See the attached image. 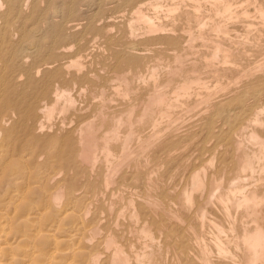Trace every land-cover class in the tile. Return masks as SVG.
<instances>
[{"label":"bare ground","instance_id":"obj_1","mask_svg":"<svg viewBox=\"0 0 264 264\" xmlns=\"http://www.w3.org/2000/svg\"><path fill=\"white\" fill-rule=\"evenodd\" d=\"M29 1L32 4L30 3L31 6L27 9V3L29 2L25 3L24 0H0V253L8 251L7 247H9L8 245H11L8 242L9 234L13 229L22 227L21 221H23V219H27V223L30 222V224L34 226L35 229L38 228L37 231H39L37 233L42 234L44 231L42 226H45L44 223L41 224V220L43 219L42 216L45 213L50 212L52 214L50 216L54 218L53 220L55 226L59 228V221H61L63 217L59 221L56 219H59L58 217H61L62 215L66 216L68 212H71L75 220V226L77 227V235H73L76 234L73 230L74 232L72 234L68 232V234H71L67 236L68 239L53 235L50 237L52 243L57 244L53 247L54 250L56 249L57 251H65L53 257L55 260H57V264H160L159 256L165 251H174L175 253V255L170 259V264H184L183 260L188 263V261L193 259L191 258V250L189 248L188 250L187 248H184V243L187 241L185 238L188 232L184 234L185 231H182V228L184 227L183 224H185L183 221L185 222L186 219L189 218V220H187L189 221V223H187L188 228L193 231L195 240L199 245V250L197 253L201 256H198L197 258H199V260L201 259L202 261L200 260V262L203 264H214L210 255L212 254L211 250L213 249L211 248L210 242L207 238L208 236H205L206 227L213 225L220 233L226 232L225 228L227 227H224L222 221L220 223L217 220L219 217L217 218L215 215L214 217L216 219L212 218L209 220L208 215L211 213L206 210L208 206L206 209L200 205L195 206L194 202L197 198L196 196L202 195L203 197L206 189H208L207 197L205 196L206 204L213 207L214 203H218L222 212L229 220V229H227L233 236H231L233 240L228 239L227 243L225 244L223 240L218 237V234L216 235V233H214L218 237L216 242H214V247L221 256L220 260L224 264H236L237 259L241 264H264V106H261L255 110L252 108L253 111H251L250 114L249 112L243 111L247 113V115L244 114L245 116L242 114L243 117L240 116L241 113L239 115L235 114V124L233 123V127L230 128V130L225 128L227 132L225 130L223 131L224 127L222 126L223 132L221 129L219 132H216L214 129L217 125L216 120H219L216 119L218 112L227 113L239 108L241 104L240 102L242 101L241 96H244V94L240 97H237L239 96L237 95V99L235 97L230 100L229 98L234 95L232 94L226 99L223 98L217 102L211 103L210 107L212 108V111L216 112V115L214 113H210L199 120V122L201 121V131L200 135L197 136L199 140L204 139L207 141L209 135L210 137L212 135L218 136L216 133H220L221 131L222 134H219L221 147L218 145L220 149L216 147L214 151H211V153L209 152L210 156H207V158H209H206L208 165L210 166V170H207L204 165H201L204 162L203 158H201L202 156L200 157L203 161L202 163L200 161L201 166L198 168L195 164V169L193 172V169L191 170L190 168V171L192 172L190 178V187L188 188L189 184H187V187L185 186L186 188H184V185H182L183 189L178 193V195H176L177 197H175L177 198V202L179 204V209L177 210H173L174 208L172 209V201L166 203L167 201L165 202L162 200V197L160 196L161 194L159 195V193H162V180H155V177H162L161 172L158 168H156V165H159L162 159L160 158L154 166L150 165L149 167H143L141 165L142 170H140L141 163L138 161V157H144L146 155L147 148L150 147L151 144L153 145V143H156V146L160 147L161 149H168L167 151L174 150V152H178L181 150V143L183 141H188L192 132L186 131V133L183 135H178V137L175 136V140H173L175 142L162 140V138L159 137L160 134L158 132L166 130V134L171 136V130H182L183 126L180 128L181 124H183L186 119L183 121V118L181 121V118L188 115L191 118L189 121H191L193 116L197 114L198 116H201L202 112H205L207 109L200 112V115L199 113H194L193 110H195L196 106H200V104L210 103L211 96L214 93H217L220 90L222 91L226 88L232 90V93L238 92L237 89H233V85H231L233 83L232 79H238L242 75L244 77V73L247 71L243 68L244 66H241V62L238 58L246 55L247 53H252L248 52V49H246L248 46L245 47V45H243L244 42H240L243 46L238 42L241 39L243 40V38L239 37L241 39L238 38L239 40L237 41L235 39L237 37L230 33L231 26L228 24L215 22L214 17L212 18V21L211 17H209V12H207L209 15L208 17L210 18L209 22H207L209 19H205L207 21H205L204 18L203 20H199V14H202L203 11V6L201 4V1L203 0H199L200 3L192 0L195 3L192 2V5L190 6H188V4V8L187 6L182 7V0H178L180 2L174 0L176 2H171L170 4H165L167 1L164 3L162 0H154L141 4V0H138L133 5L130 4L131 0H126V6L124 5V7L129 5L131 6V17H126L127 19L130 18L128 21L129 25L127 26L129 29L128 32L131 34V36L133 37V35L136 34V30H138V28L140 29L139 26H142V32L144 30L143 34L148 38L147 42H151L149 39H154L153 36L158 37V35H160L161 38L164 36L165 41L167 40L170 44V50L172 51L169 53V51H166L167 48H165V59L167 60L165 62L163 56L159 54L161 51L160 50L157 54L161 55L163 60L157 58V60L152 62V64H150L149 61L138 57L140 55L136 56L134 53V57H131L133 58L132 61L129 58L130 70L128 71H130V74H119L117 71H115L117 73L111 74L109 76L108 74L111 72L107 71V73L105 70L104 72L107 73L109 77L106 76L105 79H97L94 78L95 76H90L91 72L86 74V72L83 71L85 69L84 66H88L87 64V66L85 65L83 58L87 56L86 54L90 52L91 48L89 51L87 48L88 52L84 50L87 52L84 56V53L82 52L83 49L79 46V42L77 44H79L78 46L82 49V51L81 49H78L76 51L74 50L73 52L71 51L72 53H65L67 52L65 50L69 51V49H66L67 44L64 43L63 46V42H65V38L67 36L62 35L64 37L66 36L64 38L65 40L62 38L63 42L61 43L62 48H65V52H61L60 49L62 48H60V44H57L60 48L59 49L57 47V49L60 51L56 52L57 49L55 46L57 45L55 44L58 42L57 39L60 37L59 34L61 35L63 30H59L60 33L55 35L49 34L48 30L50 28L47 30L45 29V26H49L50 24H44L45 22L43 20L45 15L44 13L49 7L45 10L41 9L44 6V0L42 1V6L38 5L39 2L37 3V0H34L33 2L31 0ZM98 1L99 0H96V2ZM102 1L103 0H101V3H103ZM248 1L249 0H247V2ZM258 1L256 2V5L252 0V2L256 5L255 12L259 14V18L263 19L264 0ZM82 2L85 3L84 0ZM247 2L246 0L243 2L241 1L239 6H243L244 3ZM52 3L55 5L54 0L51 1V4ZM73 3L75 5L76 2ZM77 3L81 4V1ZM122 3L120 8L123 7ZM205 3L207 8H212L213 12L215 13L220 12V8H223V10H221L223 13L229 11V13H232L233 6L238 5L236 3H239V0H209L208 2L206 0ZM250 3L251 0L247 4ZM61 4L63 5V3ZM208 4L210 5L208 6ZM87 5L90 4L88 3ZM87 5L86 8L89 7H87ZM97 5H99V3ZM99 6L103 7L104 5L101 4ZM52 7L53 6H51L49 11L53 10ZM73 7L74 6H71V8ZM61 8L63 11V7ZM79 8L80 7L77 6L78 10H80ZM244 8L246 9L247 6H244ZM65 9L67 10L66 7ZM75 9L71 10L74 11ZM119 9L117 7L116 12ZM245 9L242 12L240 11L243 13V17H245L244 15H246V17L249 15L248 11ZM59 10H61L60 6ZM73 11H71V13ZM97 11L99 12L100 8ZM103 11L100 12L105 13ZM233 11L237 12L235 9ZM60 12L61 11H59V13ZM53 13L50 15L51 17H54ZM63 13L64 11L62 12V15ZM86 13L89 15V12L86 11ZM117 14H122V11ZM125 14L126 13L124 12L123 17ZM181 15L184 17L186 16L188 20L192 19V17H195L194 19L198 20H195V22H197V29L195 28L197 31H194V29L191 27L192 25H187V28L184 26L185 28L181 29L182 33H177V31L180 30L179 28H181L179 27L181 24L177 26L175 20L177 19L176 21H179L178 17ZM218 15L219 14H216V16ZM235 15L238 16L237 13ZM253 15L250 16V18L252 17L255 19ZM92 16H90V18ZM104 16L106 15H103L102 17ZM201 16L200 18H202ZM114 17L115 19H113L116 20V16ZM229 17H231V14ZM60 18L61 17H59V19ZM108 18L109 16L107 19ZM119 18L121 19L122 16ZM226 18H222V21H224ZM234 18L235 17L232 16V19ZM47 19L48 18H46V20ZM232 19L228 20L232 21ZM57 20L55 19V21ZM74 20H76V18H74ZM188 20H186V23ZM76 21L78 22L79 20L77 19ZM83 21H85V19ZM66 24L68 23L63 25L65 26ZM89 25L87 26L90 27ZM96 25L94 24L95 27ZM107 25L102 26V28L107 27ZM110 25L113 27L112 24ZM110 25L108 27H110ZM115 26L117 25L115 24ZM257 26L258 24L255 25V27ZM42 28L43 33L46 35H42L43 37H40L38 36V33H40L39 30ZM62 28L60 27L58 29ZM104 29L102 30L104 31ZM263 29L264 28L262 27L260 33H262ZM97 30L99 29L96 28V31ZM120 30L122 29L120 28ZM91 31L94 30L91 29ZM91 31H88V34ZM107 31L110 33L109 30ZM244 32L245 31H243L242 34H244ZM84 33L86 34L85 31ZM96 33L97 35L99 34L98 32ZM119 33L121 34V32ZM85 34L82 35L85 37ZM92 35H94L93 32ZM244 35L246 36L247 34ZM244 35L243 37H245ZM263 35L264 34H260L259 36L261 37ZM111 36L113 37V35ZM150 36L152 37L149 38ZM244 39L248 40L247 37ZM107 40L109 39L107 38ZM135 40L137 39L135 38L132 41L130 40V45L132 42H139V40ZM154 40H156V38ZM198 40L201 42L199 46L202 47L200 48H204L203 51L196 47V42ZM244 41L246 43V40ZM74 42H78V40ZM126 43L128 42L126 41ZM126 43H124V45ZM140 43L143 45L149 44H144L143 42ZM253 43L254 42H252V44ZM75 44H72V46H75ZM239 44L243 47V49L238 47ZM86 45H84V47H86ZM133 45L135 44H132V48L136 46ZM162 45L164 44L162 43L161 46ZM259 47L261 48V46ZM105 48L106 47H104V50H106ZM127 48L129 49V46H127ZM147 48H145V52H147ZM116 50L117 49H115V53ZM129 50L134 49L130 48ZM149 50L156 52V50H152V48ZM91 51L93 53L94 50ZM124 52L125 51H123V53ZM164 52L162 53L164 54ZM254 52L255 50H253V53ZM259 52H261V50ZM125 53L127 54V51ZM198 54H201L202 56H198ZM63 56L66 59H63L64 61H60L58 63V57L61 58ZM251 57L254 56H250V58ZM91 60L93 61V59ZM112 61L115 64V61ZM112 61H110L111 64ZM120 61L121 59L119 62ZM161 61H163V63ZM56 62L58 64H56ZM216 62H218L219 65L216 64ZM91 63L93 64V62ZM125 63L127 62L125 61L124 64ZM88 64L91 65L90 63ZM124 64L122 65L123 67H125ZM101 66L102 65H100V67ZM89 67L90 66H88L87 69H89ZM97 67H99L98 64ZM210 67H212V70H210L211 79L212 77L215 79L212 85L206 84L203 78L206 74L203 77L202 75L204 73L201 74L202 69ZM262 67L264 68V64H262ZM161 69H163L161 74L162 79L157 80L159 79L158 74L161 72ZM143 70H146L147 75L142 74ZM97 72L94 73L97 74ZM249 75H251L250 72ZM136 78L143 79L142 81L147 79V84L144 86L147 88L148 95H143L147 96L146 98H137L138 100L133 101L134 99L132 100V96L137 95L140 87V85L136 86L135 84ZM208 80L210 79L208 78ZM140 83L141 81L138 84ZM235 85H238V82L237 84L235 83ZM255 88L253 91L257 90H255ZM109 89H113L114 92L112 94H108V91H110ZM241 89H243V87ZM88 90L91 91V94H95L98 103L96 106L97 110H95L97 111V114H94L93 116L91 113L90 115L88 114L91 104L89 105L88 102L85 104L84 102L83 104L82 102L80 103V100H85V92ZM145 91H143V93ZM257 91H259V89ZM240 92L242 93L243 91ZM116 96L120 97L123 102H114ZM247 96L248 95H246L245 98H247ZM256 104L258 105V103ZM192 105H195V107H192ZM153 114L159 115V118H155V120ZM150 117H152V120ZM154 120L155 123L158 121H160L161 124L165 123L164 128L161 131H153V128L151 134L143 137L140 133L143 132V129ZM230 123L227 122L225 124L230 125ZM222 125H224V122ZM155 126L159 129L156 124ZM139 127L142 129H139ZM194 135H196V133H194ZM135 139H138V142L136 146H133L132 142ZM209 143H211V141ZM178 145L179 147L177 148ZM204 149L205 146L202 148V151H204ZM207 149H205V154ZM209 149H211V147ZM202 153L204 154V152ZM194 154L195 153L191 155ZM191 158L193 157L191 156ZM188 160L190 161L191 159ZM185 162L187 163V161ZM194 163L195 162L193 161V164ZM71 165L76 171H73L71 174L62 171L64 166L69 168ZM97 166H100L101 168L98 171H96ZM162 167L164 166L162 165L161 168ZM173 168L175 169L176 167ZM33 169H35V172H32ZM65 170L67 171V169ZM188 171L189 170H187V173ZM86 175L90 178L92 175H95V180H97L99 183V188H97V191L94 190L95 188L89 190L90 188L87 187V185H92L89 178L86 177L85 179H79L80 177H85ZM170 179L172 180L171 177ZM187 182H189L188 179ZM85 186L87 189L89 188V191H87V189L83 190ZM112 187V196L110 195L111 198L108 199L107 196H109L108 194ZM152 187L157 193L156 196L151 194V192L144 194L145 188H148L149 190ZM178 188L179 187H177V189ZM123 192L126 194H123ZM168 192H170V190ZM106 198L108 199L107 202L105 201L107 203L106 206H100L97 203V201H103V199L105 200ZM192 211L193 213L191 215ZM151 213L155 214V216L158 214V216L167 219L171 226H169V224L167 227L165 224L154 225L151 217H149ZM153 216L154 215H152V217ZM239 216H242V219L240 220L241 222H238ZM245 217H247V220L244 219ZM47 226H49V224ZM52 226L54 225L52 224ZM179 228L182 229V232ZM51 229L53 230L54 227ZM48 230H50V228ZM57 230L54 229V231ZM164 233L165 237L162 236ZM32 234L35 233L32 232ZM35 236L36 235H34V238ZM182 236H184L183 238L185 241L182 239ZM226 236H228V234H226ZM20 237H23V234L18 238ZM25 237L28 238V235ZM34 243H31L30 240V244H33L34 246ZM64 243H66V248L62 250L61 245ZM33 248L35 250V247ZM34 250L31 249L30 251L34 253ZM240 251L243 254L241 259L239 258ZM32 252L31 256L33 254ZM35 253L37 254L36 251ZM49 255L51 254H48L47 257L50 261ZM46 262V264H50V262L48 263V260Z\"/></svg>","mask_w":264,"mask_h":264},{"label":"rangeland","instance_id":"obj_2","mask_svg":"<svg viewBox=\"0 0 264 264\" xmlns=\"http://www.w3.org/2000/svg\"><path fill=\"white\" fill-rule=\"evenodd\" d=\"M23 1V0H22ZM32 2L34 1V0H31ZM43 0H37V3H38V5L39 6H42L41 4L44 2V6H43V8H41L42 10H45V9H47L48 7V10L44 13L45 15H44V18H43V20H44V24H46V25H48V23L51 25H49V26H45V29H49L48 30V33L49 34H53V35H55V34H58V33H60V31L61 30H63V32L61 33V35L59 34V36L61 37H59L58 39H57V41L58 42H56V44L55 45H59L60 46V48H62V40L64 39L65 40V42H63V46H64V43L65 44H67V48L66 49H69V51L68 50H65V48H62V49H60L59 48V46L57 45V46H55L56 47V49H57V47L61 50V52L63 53V52H65V51H67V52H65V53H72L74 50L76 51V50H78V49H83V51H82V49H81V51L84 53V56H85V54L89 51V49H90V52H88L86 55L87 56H85L84 58H83V60L85 61V65L87 64L88 66H90L89 67V69H87L88 68V66L87 67H85L84 66V72H86V74H89L90 72V76H92V77H94V78H99V79H105L106 78V76L107 77H109L111 74H114V73H119V74H130V71H128V70H130L129 69V63H130V59H131V61H132V59L133 58H131V57H134L133 55H135L136 54V56L137 55H140V56H138V57H141V58H143L144 60H147V61H149V63L150 64H152V62H154L155 60H157V58H160V59H162V57H161V55L163 56V59H164V61L166 62L167 60L165 59V55H166V51L168 52L169 51V53L172 51V50H170V48H171V46H169L170 44L168 43V41L166 42L165 41V38H164V36H163V38H161V36L160 35H158V37L157 36H153V38L155 39L156 38V40H158V41H156V40H154V39H149L151 42H147L148 41V38L143 34L144 33V30H143V32H142V29H143V27L142 26H139L140 27V29L138 28V30H140V31H138V30H136V34H137V36H136V34L135 35H133V37L131 36V34L128 32L129 31V29H128V26L127 25H129V19H127L128 17H131V15H130V13H131V6L129 5V6H127V7H124V5H125V1L126 0H103L102 2L103 3H101V0H99L98 2H96V0H90V2H89V0L87 1V0H84L85 1V3H86V5L89 3L90 5H87V7L88 8H86V5H85V3L84 2H82L83 0H66V1H64V0H54V2H55V5H53V3L51 4V1L52 0H44L43 2H42ZM62 1H64V2H62ZM81 1V4L80 3H77V2H80ZM104 1H105V3H104ZM109 2V3H107V2ZM138 0H131V5H133V4H135L136 2H137ZM140 1V0H139ZM142 1H145V2H142ZM150 1H154V0H141V4H144V3H147V2H150ZM165 4H170L171 2H176V1H174V0H162ZM178 1V0H177ZM181 1V0H180ZM180 1H178V2H180ZM193 1H196L197 3H200V1L199 0H193ZM192 0L190 1V0H182V2H181V4H182V7H184V6H187L188 4V6H190V5H192L191 3L193 2ZM209 0H207V2H208ZM243 2V1H245V0H239V3H236V4H238V5H235V6H233V8H232V13H229V12H226V13H223L221 10H223V8H220L219 10H220V12L222 13H220V12H218V13H215V12H213V9L212 8H207V5H206V0L204 1H201V4H202V6H203V8H202V14H199V20H203V18H204V20L205 19H209L208 21L207 20H205V21H207V22H209L210 21V18L209 17H211V20L213 21V17H214V21L215 22H219V23H223V24H228V25H230L231 26V30H230V33L232 34V35H235V37H237V38H235L237 41L239 40V39H241V38H243V40L241 39V40H239L238 42L240 43H243V45H245V47L246 46H248V47H246V49H248V52H252V53H247V54H249V55H244V56H241V57H239L238 59L240 60V62H241V66H244L243 68L245 69V70H247V71H245V73H244V77H243V75L240 77V78H238V79H232L233 80V83L231 84V85H233V89L234 88H236L237 89V93H232L231 91L232 90H229L228 88H226V89H223L222 91L220 90L219 92H217V93H214L212 96H211V102L210 103H208V104H200V106L198 105V107L196 106L195 107V105H192V107H195V110H193V112L194 113H199V115L201 114L200 112H202V111H205L206 109L208 110H206L205 112H202V114H201V116H198V114L197 115H195V116H193L192 117V120L191 121H189L191 118H190V116H188V115H184L185 117H182L181 118V121H182V119H183V121H184V123L183 124H181V127L180 128H182V126H183V129L182 130H180L179 129V131H177V130H171L172 132V134H171V136H168L166 133H167V131L165 130H162L163 128H164V126H165V123H163V124H161L160 123V121H158L157 123H155V120L156 119H158L159 118V115H157V114H153V117H154V121H152L148 126H146L143 130V132H139L140 134H142V136L143 137H145V136H147V135H149V134H151V132H152V130H153V128H154V130L153 131H158V130H162L161 132H158L159 134H160V138H162V140H164V141H173V140H175V136L176 137H178V135H183V134H185L186 133V131H190V132H192V134H191V136H190V139L188 140V141H183L182 143H181V150H179L178 152H174V150L173 151H167L168 149H166V148H163V149H161L160 147H158V146H156V143H153V145L151 146L150 145V147H148L147 148V150H146V155L144 156V157H138V161L141 163L140 164V166L142 165L143 167H145V166H147V167H149L150 165L151 166H154L155 164H156V162L157 161H159V159L161 158L162 159V163L160 164L159 163V165H156L157 167L156 168H158L159 169V171L161 172V176L162 177H164V178H162V177H158V176H156L155 177V180H162V193H159V195L162 197V200H164L166 203H168L169 201H172L171 203H172V209L173 210H177V209H179V204H178V202H177V198H175V197H177L176 195H178V193L183 189V186L182 185H184V188H186L187 187V184H189L188 185V188L190 187V181H191V174H192V172L194 171V169H195V164H196V167H198L199 168V166H201V165H204V167L207 169V170H210V166L208 165V161L206 160V158H207V156H210V153H211V151H214V149L216 148V147H218V145L220 146L221 144V140H220V138H219V134L221 135L222 133H221V131H222V128H223V131L225 130L226 132H227V130H230V128H232L233 127V123L235 124V117H236V115H239L240 113H241V115L240 116H242L243 117V115L245 114V115H247V113L246 112H249V114L251 113V111H253V110H255V109H257V108H260L261 106H264V68L262 67V64H264V38H263V36H259L260 34L262 35V34H264V29L262 30V33H260L261 32V29H262V27L264 28V18L263 19H261V18H259L260 16H259V14H257V12H255L256 10H255V6L257 5V1L258 0H256V1H254L253 0V2H255V4L252 2V0H251V3L250 4H247V3H249V1L247 2V0H246V2L247 3H244V5L243 6H239V4H240V2ZM261 1V0H260ZM24 2L25 3H27V2H29V3H27L28 5H27V7H26V4H25V7L28 9V7H30L31 6V2L28 0H24ZM49 2V3H48ZM68 2V3H67ZM71 2V3H70ZM73 2H76L75 3V5H74V3ZM117 2V3H116ZM123 2V3H122ZM259 2V1H258ZM31 3V4H30ZM48 3V4H47ZM58 3V4H57ZM61 3H63V5L61 4ZM84 3V4H83ZM92 3V4H91ZM99 3V5H104L103 7L102 6H99V5H97ZM121 3H122V6L123 7H121L120 8V6H121ZM185 3V4H184ZM193 3H195V2H193ZM210 3V2H209ZM253 3V4H252ZM53 6L52 8H53V10H50L49 11V9H51V6ZM62 6H61V5ZM66 4H67V6H66ZM78 4V5H77ZM108 6H107V5ZM205 4V5H204ZM252 4V5H251ZM70 5V6H69ZM79 5H81L82 6V8H81V6H79ZM113 5V6H112ZM115 5V6H114ZM210 4H208V6H209ZM249 5V6H248ZM47 6V7H46ZM59 6H60V9L61 10H59ZM71 6H74L73 8H71ZM77 6L78 7H80L79 9L80 10H78L77 9ZM91 6V7H90ZM126 6V5H125ZM188 6H187V8H188ZM244 6H247V8L245 9L244 8ZM46 7V8H45ZM61 7H63V11H64V13H63V15H62V8ZM65 7L67 8V10L65 9ZM85 7V8H84ZM101 7H102V9L103 10H105L106 9V7H107V9L105 10V11H103L102 9H101ZM110 7V8H109ZM113 7V8H112ZM117 7H118V11L116 12V10H117ZM243 7V8H242ZM57 8H58V11H57ZM76 8V9H75ZM95 8H96V10H95ZM98 8V9H97ZM99 8H100V11H103V12H105V13H102V12H100V14H99V12L97 11V10H99ZM249 8V9H248ZM56 9V10H55ZM71 9H75L74 11L73 10H71ZM82 9H84V10H82ZM89 9V10H88ZM109 9V10H108ZM190 9H191V7H190ZM206 9V10H205ZM237 10V12L235 11H233V10ZM241 9V10H240ZM243 9V10H242ZM244 9L245 10H247L248 11V16L246 17V15H244L245 17H243V13H241L242 11H244ZM80 11V12H78V11ZM91 10H93V11H91ZM95 10V11H94ZM112 10V11H111ZM55 12V13H53V15H54V17L52 16H50V15H52V13H49V12ZM57 11V12H56ZM59 11H61L60 13H59ZM67 11H69V12H67ZM71 11H73L72 13H71ZM82 11H84V12H82ZM86 11L87 12H89V15H88V13H86ZM108 11V12H107ZM122 11V14H117V13H119V12H121ZM206 13H205V12ZM210 11H211V13H210ZM241 11V12H240ZM255 13H254V12ZM113 12H114V14H113ZM124 12L126 13L125 14V18L123 17V14H124ZM207 12H209L208 14L210 15H208L207 14ZM68 13H70V14H68ZM95 14V16H94V14ZM96 13H98V14H96ZM215 13V14H214ZM229 13V14H228ZM237 13L238 14V16L237 15H235V14ZM253 15V13H254V15H253V17H255V19H253L252 17L250 18V16H252L251 14ZM46 14H48V15H46ZM58 14H60V15H58ZM66 14H68V15H66ZM72 14V15H71ZM83 14H84V16H83ZM85 14H87V15H85ZM106 15V16H104V17H102L103 15ZM109 14V15H108ZM117 14V15H116ZM127 14H129V15H127ZM216 14H219L218 16H216ZM230 14H231V17H229L230 16ZM55 15H57V16H55ZM66 15V17L64 18V16ZM79 15H81V16H79ZM94 16V18H93V16ZM97 15V16H96ZM112 15V16H111ZM118 15H119V17H121L122 16V20L118 17ZM201 15H203V16H201ZM222 15V16H221ZM229 15V16H228ZM240 15H242V16H240ZM75 16V17H74ZM90 16H92L91 18H90ZM100 16H101V18H100ZM109 16V18L107 19V17ZM111 16V17H110ZM114 16H116V20H114L115 19V17ZM200 16L202 17V18H200ZM209 16V17H208ZM224 16V17H223ZM226 16H227V18H226ZM232 16H234L235 18L236 17H238V18H240V19H238V18H236V19H238V20H236L235 18L234 19H232ZM49 17H50V20H49ZM57 17V18H56ZM59 17H61L60 19H62V20H60L59 19ZM85 17V18H84ZM88 17V18H87ZM100 18V19H97V18ZM127 17V18H126ZM206 17H208V18H206ZM216 17V18H215ZM249 17V18H248ZM257 17V18H256ZM46 18H48L47 20H46ZM52 18V19H51ZM54 18V19H53ZM70 20H69V19ZM74 18H76V20L78 19L79 21L77 22L76 20H74ZM89 18H90V20H92V21H90L89 20ZM114 18V19H113ZM119 18V19H118ZM195 17H192V19H190V20H188V18H186V16L184 17V16H179L178 17V20L179 21H176L175 20V23L177 24V26H179L180 24V26L179 27H181V28H179L180 30H178L177 31V33L178 32H181L182 30L181 29H183V28H185L187 25H189V26H191L193 29H194V31H197L196 29H197V22H195V20L196 19H194ZM222 18H226L227 19V21H229V22H227L226 21V19H224V21H222L223 19ZM259 18V19H258ZM55 19L57 20V21H55ZM68 19V20H67ZM85 19V21H83ZM103 20V21H97V20ZM105 19H107V20H105ZM111 19V20H110ZM188 20L187 21V23H186V20ZM218 19H219V21H218ZM228 19H232V21L231 20H228ZM53 20H54V22H55V24H54V22H53ZM71 20H72V23H71ZM82 20V21H81ZM95 20V21H94ZM234 20V21H233ZM64 21H66V22H64ZM70 21V22H69ZM81 21V22H80ZM87 21H88V24H87ZM89 21H90V23H92V24H90L89 23ZM115 21V22H114ZM183 22V24H182V22ZM196 21H198V20H196ZM43 22V21H42ZM51 22H52V24H51ZM97 22V23H96ZM108 22V23H107ZM181 22V23H180ZM193 22V23H192ZM227 22V23H226ZM241 22V23H240ZM243 22V23H242ZM248 22H249V24H251V25H249L248 24ZM252 22V23H251ZM259 22H260V25H259ZM56 23H57V25H56ZM65 23H70L69 25L68 24H66L65 26L63 25V24H65ZM82 23V24H81ZM105 23V24H104ZM123 23V24H122ZM190 23V24H189ZM240 23V24H239ZM53 24H54V26H53ZM81 24V25H80ZM89 25L90 27H88L87 25ZM94 24L96 25V27L94 26ZM108 24V25H107ZM110 24H112L113 25V27L110 25ZM115 24L117 25V26H115ZM243 24V25H242ZM256 24H258V26L257 27H255V25ZM263 24V25H262ZM60 25V26H59ZM63 25V26H62ZM78 25H80V26H78ZM85 25V26H84ZM107 25V27H104V28H102V26H106ZM110 25V27H108ZM252 25H253V28H252ZM262 25V26H261ZM98 26V27H97ZM99 26H100V28H99ZM117 28H115V27ZM185 26V27H184ZM248 26H250V27H248ZM62 28V29H58V28ZM68 27V28H67ZM78 27V28H77ZM94 27V28H93ZM142 27V28H141ZM188 27V26H187ZM186 27V28H187ZM245 27H248V28H245ZM53 28V29H52ZM75 28V29H74ZM77 28V29H76ZM88 28V29H87ZM96 28H98L99 30H97L96 31ZM104 29V31L102 30V29ZM107 28H109V29H107ZM112 28V29H111ZM120 28L122 29V30H120ZM196 28V29H195ZM255 28V29H254ZM259 28H260V30H259ZM67 31H66V30ZM73 29V30H72ZM82 29V30H81ZM84 29V30H83ZM87 29V30H86ZM91 29H93L94 31H91ZM114 29H116V30H114ZM119 29V30H118ZM124 29V30H123ZM242 29H244V30H242ZM43 28L41 29V30H39V32L40 33H38V36H40V37H43L44 35H46V34H44L43 33ZM53 30V31H52ZM56 30V31H55ZM60 30V31H59ZM69 30V31H68ZM103 32H102V31ZM107 30H109L110 31V33L107 31ZM236 30H237V32H236ZM255 30V31H254ZM57 31H59V32H57ZM84 31L86 32V34L84 33ZM88 31H91V32H89V34H88ZM112 31V32H111ZM116 31V32H115ZM238 31H239V33H238ZM243 31H245L244 32V34H247L246 36L244 35V34H242V32ZM42 32V33H41ZM53 32V33H52ZM55 32V33H54ZM65 32V33H64ZM67 32H68V35H67ZM71 32V33H70ZM73 32V33H72ZM78 32V33H77ZM92 32H93V34L94 35H92ZM96 32H98L99 34H100V37H99V34L97 35V33ZM101 32V33H100ZM108 33V35H107V33ZM116 34H115V33ZM119 32H121V34L119 33ZM140 34V36H142V37H140L139 36V34ZM255 32H258V33H255ZM70 33V34H69ZM91 33V34H90ZM125 33H127V34H125ZM182 33V32H181ZM237 33V34H236ZM249 33H250V35H249ZM39 34H41V35H39ZM72 34V35H71ZM73 34H75V35H73ZM77 34V35H76ZM79 34H85L86 36L84 37L83 35L81 36V35H79ZM110 34V35H109ZM123 34V35H122ZM180 34V33H179ZM242 34V35H241ZM43 35V36H42ZM62 35H66L65 37L64 36H62ZM79 35V36H78ZM89 35V36H88ZM96 35V36H95ZM102 35V36H101ZM104 35V36H103ZM111 35H113V37L111 36ZM120 35V36H119ZM125 35H127V36H125ZM146 37H144V36ZM243 35L245 36V37H243ZM250 37H249V36ZM256 37H255V36ZM258 35V36H257ZM92 36V37H91ZM98 36V37H97ZM117 36H118V38H117ZM254 36V37H253ZM74 37V38H73ZM80 37H83V38H78ZM88 37V38H87ZM96 37V38H95ZM104 37H105V39H104ZM124 37V38H123ZM130 37V38H129ZM143 37H144V40H143ZM152 36H150L149 38H151ZM239 37H241V38H239ZM248 38V40L247 39H244V38ZM259 37V38H258ZM63 38V39H62ZM86 38V39H85ZM89 38H92V39H89ZM95 38V39H94ZM103 38V39H102ZM107 38L109 39V40H107ZM116 38V39H115ZM120 38H121V40H120ZM136 38L137 40H135V41H138L139 40V42H132L131 43V45H130V42L132 41V40H134V39ZM139 38V39H138ZM141 38V39H140ZM158 38V39H157ZM239 38V39H238ZM253 38V39H252ZM255 38V39H254ZM85 39V40H84ZM94 39V40H93ZM114 39V40H113ZM123 39V40H122ZM128 39V40H127ZM131 41H130V40ZM145 39H146V41H145ZM164 39V40H163ZM258 39H260V40H258ZM78 40V42H74V41H77ZM90 42H89V41ZM105 40V41H104ZM107 40V41H106ZM111 40V41H110ZM141 40V41H140ZM244 40H246V43H245V41ZM252 41V42H254L253 44H252V42H250V41ZM89 43H88V42ZM93 41V42H92ZM116 41V42H115ZM126 41L128 42V43H126ZM130 41V42H129ZM153 41H155V42H153ZM70 42V43H69ZM73 42V43H72ZM80 42V43H79ZM86 42V43H85ZM103 42V43H102ZM112 42H115V43H112ZM140 42H143L144 44L145 43H149V44H145V45H143L142 43H140ZM198 42V43H197ZM196 42V47H198L200 50H202L203 51V49L202 48H200V47H202V46H199L200 45V41L198 40ZM257 42V43H256ZM258 42H260V43H258ZM74 45L75 43V46L77 45H79L81 48H79V46H78V48H77V46L75 47V46H72V44ZM77 43H79V44H77ZM88 43V44H87ZM96 43H98V44H96ZM112 43V44H111ZM122 43H123V45H122ZM124 43H126L125 45H124ZM138 43V44H137ZM156 43V44H155ZM164 44V45H162L161 46V44ZM240 43V44H241ZM88 46H87V45ZM100 44V45H99ZM114 44H117V45H114ZM132 44H135V45H133V46H135V47H133L132 48ZM160 44V45H159ZM238 45V47L240 48V49H243V45L241 46V45ZM252 44V45H251ZM254 44H256V45H254ZM83 45V46H82ZM84 45H86V47H84ZM100 47H98V46ZM126 46V47H122V46ZM142 45V46H141ZM158 45V46H157ZM71 48H70V47ZM108 46V47H107ZM114 48H113V47ZM117 46V47H116ZM121 46V47H120ZM127 46H129V49L131 48V49H134V50H129L128 48H127ZM156 46V47H155ZM167 46V47H166ZM253 46V47H252ZM255 46H257V47H255ZM259 46H261V48L259 47ZM263 46V47H262ZM69 47V48H68ZM95 47V48H94ZM102 47V48H101ZM104 47H106L105 49L106 50H104ZM149 49H151L152 48V50H156V52L155 51H151V50H149ZM163 47H164V49H163ZM251 47V48H250ZM255 47V48H254ZM87 48H88V51H87ZM94 48V49H93ZM108 48H109V51H108ZM113 48V49H112ZM122 48V49H121ZM138 48V49H137ZM141 49V51H140V49ZM145 48H147L146 49V51L147 52H145ZM158 48V49H157ZM165 48H167V50L165 49ZM197 48V49H198ZM253 48V49H252ZM59 49H57L56 50V52L57 51H60ZM115 49H117L116 50V53H115ZM118 49H119V51H118ZM121 49V50H120ZM196 49V50H197ZM65 50V51H64ZM87 51V52H85V51ZM91 50H94L93 51V53H92V51ZM97 50V51H96ZM99 50V51H98ZM136 50V51H135ZM144 50V51H143ZM158 50V51H157ZM161 50V51H160ZM164 50H166L165 52H164ZM253 50H255V52L253 53ZM261 50V52H259ZM72 51V52H71ZM111 51V52H110ZM114 51V52H113ZM123 51H127V54L124 52L123 53ZM134 51V52H133ZM138 51H139V53H138ZM143 51V52H142ZM149 51H150V53H149ZM159 51H160V53H159ZM197 51H199V50H197ZM202 51H200V52H202ZM258 51V52H257ZM100 52H102V53H100ZM152 52V53H151ZM162 52H164V54L162 53ZM95 53H96V55L97 54H99V55H95ZM110 53V54H109ZM123 53V54H122ZM135 53V54H134ZM141 53V54H140ZM143 53V54H142ZM157 53H159V54H161V55H159V54H157ZM91 54V55H90ZM108 54V55H107ZM128 57H127V56ZM159 55V56H158ZM201 54H198V56H200ZM263 55V56H262ZM90 56H92V57H90ZM104 56H105V58H104ZM111 56H113V57H111ZM115 56V57H114ZM121 56V57H120ZM125 56H126V58H125ZM195 56V55H194ZM202 56V55H201ZM247 56V57H246ZM250 56H254V57H251L250 58ZM87 57V58H86ZM103 57V58H102ZM107 57V58H106ZM110 57V58H109ZM262 57V58H261ZM89 58H90V60H89ZM115 58V59H114ZM117 58V59H116ZM128 58V59H127ZM130 58V59H129ZM258 58H260V59H258ZM58 59H59V61H58V63L60 62V61H64L66 58L63 56V57H58ZM62 59V60H61ZM64 59V60H63ZM91 59H93V61L91 60ZM100 59V60H99ZM101 59H103V60H101ZM106 59H109V60H106ZM121 59V61L119 62V60ZM126 59V60H125ZM162 59V60H163ZM89 60V61H88ZM98 62H96V61ZM112 60H114L115 61V64H114V62L112 61ZM128 63H125L124 64V62L125 61ZM252 60V61H251ZM257 60V61H256ZM95 61V62H94ZM102 61V62H101ZM108 61H109V64H108ZM110 61H112V64H111V62ZM124 61V62H123ZM129 61V62H128ZM255 61H256V64H255ZM258 61H260V62H258ZM263 61V62H262ZM91 62H93V64L91 63ZM100 62V63H99ZM117 62V63H116ZM162 63H163V61H161ZM57 62H56V64H58ZM88 63H90L91 65H89ZM257 63H259V64H257ZM97 64H98V66L99 67H97ZM111 64V65H110ZM124 64V66L125 67H123L122 65ZM127 64V65H126ZM216 64H218V62H216ZM254 64H255V66H254ZM55 65V64H54ZM100 65H102L101 67H100ZM108 65H110V66H108ZM163 65V64H162ZM219 65V64H218ZM252 65V66H251ZM215 66H217V65H215ZM251 66V67H250ZM259 66V67H258ZM104 67H106V68H104ZM114 68V70H113V68ZM117 67V68H116ZM163 67V66H162ZM257 67V68H256ZM92 68V69H91ZM93 68H94V70L95 69H97V70H93ZM101 68V69H100ZM251 68H252V70H251ZM261 68V69H260ZM87 69V70H86ZM108 69V70H107ZM120 69H122V70H120ZM256 69V70H255ZM259 69V70H258ZM86 70V71H85ZM92 70H93V73H92ZM99 70V71H98ZM106 70V71H105ZM210 70H212V67H210V68H206V69H202V73L201 74H203L202 75V77L204 78V81H205V83L206 84H208V85H212L213 83H214V81H215V79L212 77V79H211V71ZM253 70H255V71H253ZM98 71V72H97ZM101 71H103V72H101ZM111 72V73H109L108 75H107V73H105V72ZM114 71V72H113ZM115 71H117V72H115ZM123 71V72H122ZM126 71V72H125ZM162 71H163V69H161V72L158 74V77H159V79H157V80H161L162 79ZM204 71V72H203ZM253 71V72H252ZM261 71V72H260ZM97 72V74H95V73ZM101 74H100V73ZM129 72V73H128ZM248 74H247V73ZM249 72H250V74L251 75H249ZM252 72V73H251ZM263 72V73H262ZM146 73V70H143V72H142V74H144V75H147V73ZM256 73V74H255ZM210 74V75H209ZM101 77H100V76ZM89 76V75H88ZM104 76V77H103ZM207 76V77H206ZM248 78H247V77ZM246 77V78H245ZM208 78L210 79V80H208ZM206 79V80H205ZM240 79V80H239ZM246 79H248V80H246ZM139 80V81H138ZM143 79H137L136 78V80H135V84H136V86H139L140 85V87H139V90H138V93H137V95H135V96H132V100L133 101H136V100H138L137 98H146L147 96H143V95H148V91H147V88H145V86L144 85H146L147 83V79H145L144 81H142ZM236 80V81H235ZM250 80V81H249ZM141 81V83L140 84H138L139 82ZM208 81V82H207ZM213 81V82H212ZM235 81V82H234ZM255 81V82H254ZM137 82V83H136ZM210 82V83H209ZM237 82H238V85H235V83L237 84ZM251 82V83H250ZM240 83V84H239ZM260 84V85H257V84ZM138 84V85H137ZM246 86V87H245ZM243 87V89H241ZM256 87V88H255ZM254 88H255V90L257 89H259V91H253L254 90ZM245 89V90H244ZM262 89V90H261ZM110 91H108V94H112L114 91H113V89H109ZM146 90V91H145ZM225 90V91H224ZM247 90H249V91H247ZM251 90V91H250ZM143 91H145L144 93H143ZM240 91H243L242 93L240 92ZM259 92V93H258ZM253 93V94H252ZM256 93V94H255ZM232 94H234L232 97H230V95H232ZM244 94V96H241V95H243ZM260 94V95H259ZM216 95V96H215ZM227 95V96H226ZM229 95V96H228ZM237 95H239V96H237ZM246 95H248L249 96V98H248V96H247V98H245L246 97ZM253 95V96H252ZM256 95V96H255ZM242 97V101L240 102L241 104H240V107L239 108H236V110H232L231 112H218V115H217V118L216 119H219V120H216L217 121V125L215 126V129H214V131H216V132H219V130L221 129V131H220V133H216L218 136H216V135H212L211 137H210V135H209V138L207 139V141L206 140H204V139H200L199 140V138H198V136L200 135V131H201V129H200V127H201V121L199 122V120H201V118L202 117H205L206 115H208V114H210V113H214L215 115H216V112H214V111H212V108L210 107V105H211V103H213V102H217V101H219V100H221V99H226L227 97H230L229 99L231 100V99H233V98H235V97ZM213 97V98H212ZM220 97V98H219ZM237 97H236V99H237ZM256 97V98H255ZM96 98V96H95V94L93 95V94H91V91L90 90H88V91H86L85 92V100L83 101V100H80V103L82 102V104H83V102H84V104L86 103V102H88L89 103V105L91 104V106H90V108H89V115H90V113L92 114V116L95 114H97V111H95V110H97V98ZM217 98V99H216ZM118 101H117V100ZM236 99H235V101H236ZM252 99V100H251ZM91 100H94V101H91ZM120 100V101H119ZM258 101V102H257ZM263 103H262V102ZM90 102H93V103H90ZM114 102H116V103H122L123 102V100L120 98V97H118V96H116V98H115V100H114ZM256 103H258V105L256 104ZM256 104V105H255ZM253 105H255V106H253ZM210 107V108H209ZM196 108H198V109H196ZM205 108V109H204ZM243 108V109H242ZM245 108V109H244ZM251 108V109H250ZM252 108H253V110H252ZM94 109V110H93ZM250 109V110H249ZM92 110V111H91ZM219 111V110H218ZM243 111H246V112H243ZM205 114V115H204ZM220 114V115H219ZM228 114H229V117H228ZM236 114V115H235ZM243 114V115H242ZM248 114V115H249ZM244 115V116H245ZM197 116V117H196ZM195 117V118H194ZM194 118V119H193ZM230 118V119H229ZM150 119L152 120V117H150ZM227 119H228V121H227ZM194 120V121H193ZM231 121V123H230V121ZM226 121V122H225ZM233 121V122H232ZM196 122V123H195ZM223 122H224V125H222L223 124ZM227 122H229L230 123V125L229 124H225V123H227ZM154 123V124H153ZM160 123V124H159ZM155 124L159 127V129L155 126ZM153 125V126H152ZM155 126V127H154ZM163 126V127H162ZM186 126V127H185ZM198 126V127H197ZM223 126V127H222ZM226 126V127H225ZM161 127V128H160ZM185 127V128H184ZM227 130H226V129ZM139 129H142V128H140L139 127ZM200 129V130H199ZM175 131V132H174ZM222 131V132H223ZM165 132V133H164ZM164 133V134H163ZM194 133H196V135H194ZM214 133V134H215ZM165 135V136H164ZM198 135V136H197ZM214 136V137H213ZM215 136H216V138H215ZM192 137V138H191ZM164 138V139H163ZM213 138V139H212ZM198 139V140H197ZM138 139H135L133 142H132V145L133 146H136L137 145V141ZM211 141V143H209L210 141ZM218 140V141H217ZM220 140V141H219ZM206 143H204V142ZM209 141V142H208ZM217 141V142H216ZM173 142H175V141H173ZM177 143V142H176ZM201 143V144H200ZM216 143V144H215ZM178 144V143H177ZM209 147H208V146ZM199 146V147H198ZM204 146H205V149H207L206 150V154H205V149H204V151H202V148H204ZM206 146H207V148H206ZM157 147V148H156ZM179 147V145L177 146V148ZM184 147V148H183ZM211 147V149H209ZM221 147V146H220ZM220 147H218L219 149H220ZM182 148H183V150H182ZM192 148V149H191ZM189 150H191V151H189ZM193 150V151H192ZM152 151V152H151ZM187 151H189V152H187ZM197 151V152H196ZM187 152V153H186ZM202 152H204V154L202 153ZM210 152V153H209ZM170 153H171V155H170ZM193 153H195L194 155H191V154H193ZM199 155V156H198ZM191 156L193 157V158H191ZM202 156V157H201ZM181 157V158H180ZM203 158V161H202V159L201 158ZM195 158V159H194ZM197 158H200V159H197ZM209 158V157H208ZM207 158V159H208ZM188 159H191L190 161L188 160ZM150 160V161H149ZM175 160V161H174ZM198 160V161H197ZM101 161V160H100ZM173 161H174V163H173ZM185 161H187V163L185 162ZM193 161L195 162L194 164H193ZM200 161H201V165H200ZM207 161V162H206ZM145 162V163H144ZM164 163V164H163ZM192 163V164H191ZM199 163V164H198ZM99 164V163H98ZM97 164V165H98ZM172 164V165H171ZM184 164V165H183ZM191 164V165H190ZM164 166V167H162L161 168V166ZM169 165V166H168ZM72 166V165H71ZM71 166H69V168L67 167V166H64L63 167V169H62V171H64L65 173H69V174H71V173H73V171H76V170H74L75 168L73 167V169H72V167ZM142 166L140 167V170H142ZM171 166V167H170ZM99 167V168H98ZM173 167H176L175 169L173 168ZM179 169H178V168ZM184 168H186V169H184ZM190 168H191V170H192V172L190 171ZM65 169H67V171L65 170ZM101 168H100V166H97L96 167V171H98V170H100ZM162 169V170H161ZM197 169V168H196ZM181 170V171H180ZM187 170H189L188 171V173H187ZM32 171V170H31ZM178 171V172H177ZM183 171V172H182ZM32 172H35V169H33V171ZM190 173V174H189ZM170 174V175H169ZM173 174H174V176H173ZM185 174V175H184ZM94 176V177H93ZM177 176V177H176ZM182 176H183V178H182ZM185 176H187V177H185ZM89 178V180H90V182H91V184L92 185H87V187H89L88 189L89 190H91V189H94V190H96L97 191V188H99V183H98V181L97 180H95L96 179V177H95V175H92V177L90 178L89 176H85V177H80L79 179H85V178ZM170 177L172 178V180L170 179ZM173 177H174V179H173ZM167 178V179H166ZM177 178V179H176ZM181 178H182V180H181ZM185 179V180H184ZM187 179L189 180V182H187ZM169 180V181H168ZM95 181H96V183H95ZM163 181H164V183H163ZM172 181V182H171ZM182 182V183H181ZM184 182H185V184H184ZM93 183H95V184H93ZM168 183H169V185H168ZM172 183V184H171ZM165 184V185H164ZM171 184V185H170ZM175 185H176V187H175ZM94 186V187H93ZM97 186V187H96ZM166 186V187H165ZM186 186V187H185ZM87 187L85 186V188L83 189V190H86L87 189ZM177 187H179L178 189H177ZM182 187V188H181ZM171 188V189H170ZM87 189V191H89ZM144 190V189H143ZM148 188H145V191H144V194H147L148 192L150 193L151 192V194H153L154 196H156V191H155V189H153V187L151 188V189H149L148 191ZM151 190V191H150ZM154 190V191H153ZM167 190V191H166ZM170 190V192L172 193V191H173V193L171 194L170 192H168ZM179 190V191H178ZM207 190L208 189H206V192H205V194L203 195V197H202V195H197L196 197V200H195V206L196 205H200V206H202V207H204L205 209H206V207L208 206V208L206 209L207 211H209V213H211V214H209L208 215V217H209V220H211L212 218H214V219H216L215 217H219V219H217L220 223H221V221H222V224L224 225V227H227L228 229H229V220L227 219V217H226V215L222 212V210H221V207L218 205V203H214V205H213V207L212 206H209L208 204H206V197H207ZM112 191H113V187H112V189L110 190V192H109V196H107L108 197V199L109 198H111V193H112ZM122 192V191H121ZM123 194H126V193H124L123 192ZM111 195V196H110ZM167 195H169V196H167ZM116 196V195H115ZM126 196H128V195H126ZM206 196V197H205ZM166 197H168V198H166ZM107 198L104 200L103 199V201H97V203L101 206V205H107V200H108ZM200 199H202V200H200ZM106 201V202H105ZM174 201V202H173ZM176 202V203H175ZM105 203V204H104ZM174 203V204H173ZM199 203V204H198ZM202 204V205H201ZM98 205V206H99ZM206 205V206H205ZM218 208H220V209H218ZM209 209V210H208ZM192 213H193V211L191 212V215H192ZM208 214V213H207ZM224 214V215H223ZM50 215H52L50 212H47V213H45L42 217H43V219L41 220V224L42 223H44V226L45 227H43L42 226V229H44V231L42 232V234H38L37 232L39 231H37V229L38 228H36L35 229V227L34 226H32L31 224H30V222L29 223H27V219L25 220V219H23V221H21V226L22 227H20V228H18V229H13L11 232H10V234H9V240H8V242H9V244H11V245H8L9 247H7V252H3V253H0V264L2 263V264H46L47 262V260H48V263L50 262V264H57V260H55L53 257L54 256H56V255H58V254H61V253H63V252H65V251H57L56 249L54 250L53 249V247L54 246H56L57 244H54V243H52V241L50 240V237H52V235L53 236H59V237H65L66 239H68L67 238V236H69V234L71 233H73L74 231V233H76V234H73L74 236L75 235H77V230H76V226H75V220H74V218H73V216H72V214H71V212H68L67 214H66V216H64V215H62L61 217H58L59 219H56V220H61V218H62V220L61 221H59L58 223L60 224V227L59 228H57L56 226H55V223H54V218H52V216H50ZM152 215H154L153 217H152ZM214 215H215V217H214ZM158 214H156V216H155V214H153V213H151L150 215H149V217H151V219H152V221H153V224L154 225H163V224H165L166 225V227L168 226V224H169V226H171L170 225V223L168 222V220L167 219H164V218H162L161 216H158ZM235 216V215H234ZM41 217V218H42ZM160 217H161V219H160ZM158 218V219H157ZM224 218V219H223ZM247 217H245L244 219L245 220H247L246 219ZM120 219H123V218H120ZM238 222H241L240 220L242 219V216H239L238 217ZM157 220V221H156ZM187 220H189V218H187L186 219V221L184 222L183 221V223H185V224H183L184 225V227L182 228V229H180V231L182 230L183 232H184V234H186V232H188L186 235V240L187 241H185V239L183 238L184 236H182V239L185 241V246H184V248H187V250H188V248L191 250V258H193V259H191V261H188V263L187 262H185L184 260H183V263L185 264H203L202 262H200V260H199V258H197L198 256L200 257L201 255L200 254H198L197 253V251L199 250V245L197 244V242H196V240H195V237H194V233H193V231L191 230V229H189L188 228V224L187 223H189V221H187ZM209 220H207V221H209ZM226 220V221H225ZM228 221V222H227ZM227 222V223H226ZM54 225V226H52V224ZM127 223H128V221H127ZM49 224V226H47ZM25 225V226H24ZM73 225V226H72ZM23 226H24V228H23ZM187 226V227H186ZM54 227V229L55 230H57V231H54V229L52 230L51 228H53ZM214 230V232H213V230L211 229V228ZM207 226L206 227V232H205V236H208L207 238H208V240H209V242H210V245H211V248L213 249V250H211L212 252V254H210L211 255V259H212V262L214 263V264H224L221 260H220V258H221V256L219 255V253L217 252V250L215 249V247H214V242H216V240L218 239V237H220V239H222L223 240V242L226 244L227 243V241H228V239H230V240H233V236H232V234H231V232H229L228 231V229L227 228H225V230H226V232H218V230L212 225V226ZM23 228V229H22ZM50 228V230H48ZM65 228V229H64ZM69 228V229H68ZM20 229H22V230H20ZM26 229V230H25ZM29 230H32V231H29ZM36 230V231H35ZM48 232H47V231ZM74 230V231H73ZM212 230V231H211ZM35 231V232H34ZM52 231V232H51ZM181 231V232H182ZM32 232L33 233H35V234H32ZM56 232V233H55ZM65 232V233H64ZM68 232H70L69 234H68ZM207 232H208V234H207ZM14 233H15V235H14ZM55 233V234H54ZM58 233V234H57ZM189 233H190V235H189ZM214 233H216V235L218 234V237L214 234ZM23 234V237H20V238H18L19 236H21ZM24 234H25V236H27L28 235V238L27 237H25L24 236ZM70 234V235H71ZM226 234H228V236H226ZM33 235V236H32ZM34 235H36L35 236V238H34ZM72 235V236H73ZM220 235V236H219ZM71 236V237H72ZM161 236V235H160ZM162 236H164L165 237V233L162 235ZM222 236V237H221ZM232 236V237H231ZM14 237V238H13ZM225 237V238H224ZM227 237V238H226ZM18 238V239H17ZM31 238V239H30ZM34 238V239H33ZM36 238H37V240H36ZM10 239H11V241H10ZM191 239V240H190ZM212 239H213V241H212ZM28 240V241H27ZM30 240H31V243H34V246H33V244H30ZM33 240H34V242H33ZM192 241V242H191ZM195 241V242H194ZM12 242V243H11ZM15 242V243H14ZM22 242V243H21ZM36 242H38V243H36ZM189 242H191V243H189ZM13 243H14V245H13ZM28 243V244H27ZM23 244V245H22ZM36 244H39V245H36ZM52 244V245H51ZM195 244V245H194ZM38 247H36V246ZM43 245V246H42ZM66 243H64V244H62L61 245V249L63 250L64 248H66ZM198 245V246H197ZM12 246V247H11ZM35 247V250H34V248L33 247ZM27 247V248H26ZM30 247H31V249L32 250H34V253H35V251L37 252V254L35 253H33L32 251H30L31 249H30ZM50 247V248H49ZM196 247V248H195ZM14 249V250H13ZM30 249V250H29ZM41 249V250H40ZM196 249V250H195ZM11 250V251H10ZM26 250V251H25ZM38 250V251H37ZM40 250V251H39ZM54 250V251H53ZM234 250V249H233ZM12 251H14V252H12ZM49 251V252H48ZM53 253H51V252ZM215 253H214V252ZM243 251V250H242ZM30 252V253H29ZM31 252L33 253L32 254V256H33V258H32V256H31ZM173 252V253H172ZM167 253H168V256H167ZM195 253V254H194ZM19 254H21V255H19ZM28 254V255H27ZM29 254H30V256H29ZM48 254H51V255H49V257H50V261H49V258L47 257V255ZM10 255V256H9ZM23 255H24V257H23ZM163 255V256H162ZM162 255H160L159 256V263L160 264H170L171 262H170V259L175 255V253H174V251H170V252H163V254ZM195 255H197V256H195ZM242 252L240 251L239 252V258L241 259V257H242ZM29 256V257H28ZM35 256V257H34ZM171 256V257H170ZM27 257H28V260H27ZM31 257V258H30ZM163 259H162V258ZM167 257H169V258H167ZM30 258V259H29ZM36 258V259H35ZM32 259V260H31ZM33 259H35V260H33ZM42 259H44V260H42ZM8 260V261H7ZM214 260V261H213ZM11 261V262H10ZM27 263H26V262ZM28 261H30V262H28ZM43 263H42V262ZM202 261V260H201ZM13 262V263H12ZM33 262V263H32ZM53 262V263H52ZM163 262V263H162ZM167 262H169V263H167ZM236 264H241L239 261H238V259H237V262H236Z\"/></svg>","mask_w":264,"mask_h":264}]
</instances>
